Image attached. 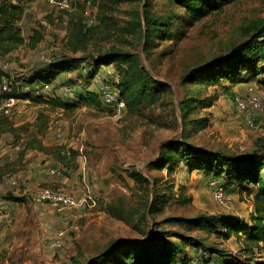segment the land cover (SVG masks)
<instances>
[{
    "label": "rangeland",
    "instance_id": "rangeland-1",
    "mask_svg": "<svg viewBox=\"0 0 264 264\" xmlns=\"http://www.w3.org/2000/svg\"><path fill=\"white\" fill-rule=\"evenodd\" d=\"M12 1L24 9L17 24L24 36L39 30L42 39L35 48L22 45L0 57V67L9 63L7 75L27 83L48 65L76 61L49 83L42 99L21 102L22 113L7 117L12 131L0 133V163L5 174L18 181L16 187H0V204L9 201L13 214L11 222L0 225V264H89L122 244L147 243L162 231H169L167 241L184 251L177 259L192 264H222L214 256L205 262L209 253L204 251L210 248L246 261L251 255L264 259L263 243H250L242 233L226 237L221 222L217 234L187 230L170 220L206 213L220 221L232 215L251 224L254 188L247 181L189 170L187 163L169 172L160 159L162 145L172 140L236 156H264V111H254L255 123L249 125L234 101L240 96L250 105L256 94L264 104V71L243 72L239 56L213 68L204 66L229 57L262 27L264 0L226 3L199 18L171 0H101L102 8L96 0H67V5L64 0ZM145 11L164 29L148 44ZM101 12L116 25L113 33L106 35L102 29L87 50L69 51V20L84 13L88 28ZM122 27L130 32H122ZM110 47L129 53L162 85L157 103L132 111L125 107L115 116L112 104L102 98L106 85L119 79L115 66L102 65L94 76L89 71L90 55ZM257 67H264V59ZM235 69L238 74H229ZM66 84L73 88V97L62 95L60 87ZM81 92H93L101 103L82 100L65 107L58 102L74 103ZM0 115L6 117L1 110ZM31 141L45 148L28 147ZM14 145L20 150L9 158ZM56 166L58 173L44 170ZM213 181L225 186L222 201L214 197ZM41 187L60 188L83 202L57 212L33 197ZM156 194L162 199L151 211ZM175 232L194 240L184 241ZM52 237L62 246H48Z\"/></svg>",
    "mask_w": 264,
    "mask_h": 264
},
{
    "label": "trees",
    "instance_id": "trees-1",
    "mask_svg": "<svg viewBox=\"0 0 264 264\" xmlns=\"http://www.w3.org/2000/svg\"><path fill=\"white\" fill-rule=\"evenodd\" d=\"M99 1L100 8L104 6V2ZM93 0V2H96ZM149 0L145 1L148 2ZM185 8L190 16L193 18H199L203 15L210 13L213 10L221 9L226 3H231L237 0H171ZM24 12L23 7L19 3H15L12 0H0V57H5L11 53L14 49L28 45L31 48H35L36 45L42 39L41 32L39 30H33L28 33V36H24V32L17 26L18 21ZM82 15L79 17L70 19L68 22V33L66 40V47L69 51L78 52L85 51L88 45L92 43L95 36L102 32L104 29L106 35L113 33V28L116 25L111 21H107L108 17L104 13H98L96 21L97 23L91 27H87L85 18ZM146 31L145 40L146 44L150 41L151 37L163 32L164 29L161 25L153 19L145 11ZM163 30V31H162ZM121 31H129L125 27L121 28ZM130 32V31H129ZM129 53L122 51L116 47H110L105 51H100L95 57L90 55L89 64L92 68L89 70L90 74H97L102 65H109L113 63L115 66L119 79L116 83L110 85L115 90L118 98L124 102L126 108L129 111L136 110L139 106H153L160 98V93L163 90L162 85L155 80L150 74L142 67L138 66L135 61L132 60ZM229 57H220L215 61H212L205 66L206 69L216 67L220 62L226 58L232 59L239 56L240 65L245 68L243 72L250 70L253 74L264 71L263 68L257 67L258 61L264 59V24L262 27L250 36L238 49L232 52ZM74 60H70L69 63L48 65L44 69L39 70L33 76V78L27 80L28 85H41L49 84L55 80L62 72L69 70L71 65H74ZM92 62V63H91ZM204 68V67H203ZM205 70V69H204ZM232 72V71H231ZM229 73V72H228ZM0 67V86L4 75H6ZM232 76L238 74L237 69L232 73ZM92 76V77H93ZM230 76V77H232ZM19 80V79H18ZM21 81V80H20ZM37 82V84H32ZM115 84V85H114ZM67 85V84H66ZM70 86V85H69ZM1 91V90H0ZM5 95H12L18 98H29L39 101L43 95L31 96L29 93H23L21 87H15L11 93H0V104L2 98ZM85 102H100L101 100L93 92H87L86 94L80 93L79 100L74 103H68L65 101H58L62 106L68 107L75 105L80 101ZM113 106V105H112ZM10 119L0 115V133L5 130L12 131ZM195 124V123H194ZM33 141V140H32ZM27 143L28 147L39 148L43 150V144L39 141L36 143ZM161 164H166L167 171H172L180 163H187L189 170L207 171L208 173H214V177L225 176L229 179L233 177L238 180L247 181L251 187L254 188L253 196V212H251L250 220L251 224L239 217L227 215L223 217V220L215 215L206 213L198 214L194 217H173L170 218L175 224L184 227L187 230L198 228L204 230L207 233L215 232L219 234L218 222L224 225L223 235L229 236L230 232L234 234H244L246 240L250 243L264 244V156L258 153H246L244 156H236L231 153H225L220 150H209L201 146H195L186 141H168L162 145L160 152ZM60 162V159H57ZM7 176L0 163V181ZM146 181V179L144 178ZM12 196V195H11ZM9 196V197H11ZM162 195H155L150 203V210L156 209L157 204L161 201ZM15 201H22V197H14ZM164 232V233H163ZM161 236L157 234L152 236L147 243L140 245L128 242L122 244L118 249L112 250L104 255H98L94 257L89 264H192L191 262L182 261L177 259V256H182L184 251L179 246L171 245L167 241V236H170V232L162 231ZM180 239L191 242L194 238L185 236L184 233L175 232ZM199 244V243H198ZM250 249V248H249ZM120 250V251H118ZM208 252V259H204L205 262L213 261V256L216 257V262L222 261V264H264V259H255L252 255L251 258L246 261L241 256L231 255L221 252L219 249L210 248ZM215 253V254H214ZM76 261V260H75Z\"/></svg>",
    "mask_w": 264,
    "mask_h": 264
},
{
    "label": "built area",
    "instance_id": "built-area-1",
    "mask_svg": "<svg viewBox=\"0 0 264 264\" xmlns=\"http://www.w3.org/2000/svg\"><path fill=\"white\" fill-rule=\"evenodd\" d=\"M64 4L67 5V0H64ZM9 63L6 61L1 65V69L7 73L9 68ZM21 87V91L23 93H29L31 96L43 95L44 92L48 89L49 84H41V85H28L22 83V81L10 77L9 75H4L1 81L0 90L4 93H11L15 87ZM108 88H104L102 92V98L106 103L112 104L114 107V114L116 117L121 116L125 105L124 102L118 98L117 94L113 89H111L110 85H106ZM60 91L62 95L66 97H73L74 92L73 88L69 85H62L60 87ZM29 98H18L12 95H5L2 98V103L0 106L1 112L7 117H14L22 113V107L20 106L21 102L28 101ZM235 105L239 111L243 113L249 125H253L255 123V112L262 110L264 111V104L262 103V98L259 95H251L249 102L246 103L242 97L235 96L234 97ZM20 150V145H14L10 151L7 153L9 158H12L15 153ZM1 142H0V155H1ZM58 166L53 168L44 169L49 174L58 173ZM215 188L213 190L214 197L222 201L225 198L226 189L223 184L215 183ZM18 181L14 177L5 176L0 181V187L7 189L16 187ZM33 197L39 201L40 203L48 204L51 208H53L57 212H62L69 206L72 205H81L83 199L77 198L72 194L60 189V188H51V187H41L33 191ZM250 212H253V207L250 206ZM13 220V214L11 209L7 206V204L0 205V225L11 222ZM48 246L53 248H59L62 246V242L56 237H52L47 242Z\"/></svg>",
    "mask_w": 264,
    "mask_h": 264
},
{
    "label": "crops",
    "instance_id": "crops-1",
    "mask_svg": "<svg viewBox=\"0 0 264 264\" xmlns=\"http://www.w3.org/2000/svg\"><path fill=\"white\" fill-rule=\"evenodd\" d=\"M216 180L220 182V179L217 178ZM8 202H9V201L3 202V203H1L0 205H2V204H4V203L7 204Z\"/></svg>",
    "mask_w": 264,
    "mask_h": 264
}]
</instances>
